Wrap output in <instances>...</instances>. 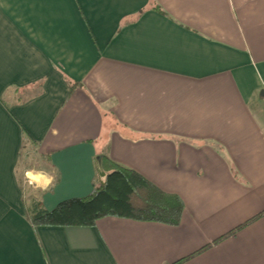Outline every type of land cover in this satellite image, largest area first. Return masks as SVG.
I'll use <instances>...</instances> for the list:
<instances>
[{
	"label": "crops",
	"instance_id": "obj_1",
	"mask_svg": "<svg viewBox=\"0 0 264 264\" xmlns=\"http://www.w3.org/2000/svg\"><path fill=\"white\" fill-rule=\"evenodd\" d=\"M263 91L264 0H0V264H264ZM102 154L180 223L34 226Z\"/></svg>",
	"mask_w": 264,
	"mask_h": 264
},
{
	"label": "trees",
	"instance_id": "obj_2",
	"mask_svg": "<svg viewBox=\"0 0 264 264\" xmlns=\"http://www.w3.org/2000/svg\"><path fill=\"white\" fill-rule=\"evenodd\" d=\"M30 142L31 138L24 135L23 163L31 164L32 157L36 160L33 163L36 166L47 163L46 156L29 154V149L37 146ZM93 186L90 195L62 200L53 209H47L40 199L32 197L28 205L30 221L34 226H94L106 216L138 218L171 225L181 221L184 202L179 195L164 191L138 171L106 154L97 158Z\"/></svg>",
	"mask_w": 264,
	"mask_h": 264
},
{
	"label": "rangeland",
	"instance_id": "obj_3",
	"mask_svg": "<svg viewBox=\"0 0 264 264\" xmlns=\"http://www.w3.org/2000/svg\"><path fill=\"white\" fill-rule=\"evenodd\" d=\"M107 130H108V132L111 131L110 126H109L108 128H106V131H107ZM29 154H30V155H34V154H35L36 157H37L38 154H37V149H36V147H34V146L31 147V148L29 149ZM31 160H32L31 164H30V163H29L28 165L25 164V167H26V169H27L26 172L29 171V172H32V173H33V171L30 170V169H32L33 166H35V168L38 169V170H39V169H43V170L47 169V165H46L45 163H41V162H40L41 164H40L39 166H36V165L33 164V163H35L36 160H34L33 157L31 158ZM33 168H34V167H33ZM24 176H25V172H24ZM24 176H23V178H24ZM28 179H29V178H28ZM28 179H27V182H29Z\"/></svg>",
	"mask_w": 264,
	"mask_h": 264
},
{
	"label": "bare ground",
	"instance_id": "obj_4",
	"mask_svg": "<svg viewBox=\"0 0 264 264\" xmlns=\"http://www.w3.org/2000/svg\"><path fill=\"white\" fill-rule=\"evenodd\" d=\"M30 177L32 178V180H35V181L38 180L37 175L33 174L32 172H31V174H30Z\"/></svg>",
	"mask_w": 264,
	"mask_h": 264
},
{
	"label": "water",
	"instance_id": "obj_5",
	"mask_svg": "<svg viewBox=\"0 0 264 264\" xmlns=\"http://www.w3.org/2000/svg\"><path fill=\"white\" fill-rule=\"evenodd\" d=\"M263 94H264V91H263Z\"/></svg>",
	"mask_w": 264,
	"mask_h": 264
}]
</instances>
